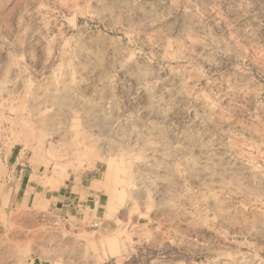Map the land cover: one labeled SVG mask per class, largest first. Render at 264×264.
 Instances as JSON below:
<instances>
[{
    "label": "rangeland",
    "instance_id": "374dc122",
    "mask_svg": "<svg viewBox=\"0 0 264 264\" xmlns=\"http://www.w3.org/2000/svg\"><path fill=\"white\" fill-rule=\"evenodd\" d=\"M0 264H264V0H0Z\"/></svg>",
    "mask_w": 264,
    "mask_h": 264
},
{
    "label": "crops",
    "instance_id": "0c3cea01",
    "mask_svg": "<svg viewBox=\"0 0 264 264\" xmlns=\"http://www.w3.org/2000/svg\"><path fill=\"white\" fill-rule=\"evenodd\" d=\"M12 202L21 205L36 202V208L49 209L59 218L103 219L115 212L120 216L121 206L110 207V196L101 192L100 172L92 169L88 174H81L65 181L64 186L44 189L40 184H32L31 175L25 168L20 169ZM115 217V216H114ZM198 263V261H194Z\"/></svg>",
    "mask_w": 264,
    "mask_h": 264
},
{
    "label": "built area",
    "instance_id": "2783aa9c",
    "mask_svg": "<svg viewBox=\"0 0 264 264\" xmlns=\"http://www.w3.org/2000/svg\"><path fill=\"white\" fill-rule=\"evenodd\" d=\"M93 225H96L95 223Z\"/></svg>",
    "mask_w": 264,
    "mask_h": 264
}]
</instances>
